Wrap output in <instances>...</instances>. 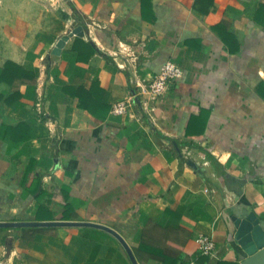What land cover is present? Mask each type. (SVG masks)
I'll return each instance as SVG.
<instances>
[{"label":"crops","instance_id":"obj_1","mask_svg":"<svg viewBox=\"0 0 264 264\" xmlns=\"http://www.w3.org/2000/svg\"><path fill=\"white\" fill-rule=\"evenodd\" d=\"M167 61L183 76L143 106ZM252 212L264 228V0H0V221L105 225L137 264H242ZM8 262L133 264L84 225L0 228Z\"/></svg>","mask_w":264,"mask_h":264},{"label":"water","instance_id":"obj_2","mask_svg":"<svg viewBox=\"0 0 264 264\" xmlns=\"http://www.w3.org/2000/svg\"><path fill=\"white\" fill-rule=\"evenodd\" d=\"M75 30L71 35H77ZM81 35L84 32L81 31ZM235 240L242 248L247 258L242 264H264V228L260 224L255 213H250L243 219H235ZM92 226L103 229L115 236L128 252L133 264H137L132 250L124 240V238L116 230L105 225L91 222H75V221H0V228H42V227H59V226Z\"/></svg>","mask_w":264,"mask_h":264},{"label":"built area","instance_id":"obj_3","mask_svg":"<svg viewBox=\"0 0 264 264\" xmlns=\"http://www.w3.org/2000/svg\"><path fill=\"white\" fill-rule=\"evenodd\" d=\"M183 76L182 68L173 61L164 63L160 71L151 78L149 83L139 82L137 88V97L141 98V104L145 106L146 101L154 100L165 94L174 80H178ZM134 94V96L136 97ZM134 105V99L129 98L113 105L111 112L114 114H124ZM198 249L201 255L210 256L214 254L215 244L211 237L200 235L196 239ZM186 264H199L197 259H190Z\"/></svg>","mask_w":264,"mask_h":264},{"label":"trees","instance_id":"obj_4","mask_svg":"<svg viewBox=\"0 0 264 264\" xmlns=\"http://www.w3.org/2000/svg\"><path fill=\"white\" fill-rule=\"evenodd\" d=\"M73 5V4H72ZM73 8L74 10L77 12V9L76 7L73 5ZM222 26L221 25H217L215 27H213L214 30L216 31H219L221 33V30H219V28H221ZM221 35V38L225 41V43L227 44L228 48L230 51H234V48L232 49L231 47V43H230V40H229V34L226 35V34H220ZM68 209H71L70 206H68ZM25 230V228H23Z\"/></svg>","mask_w":264,"mask_h":264},{"label":"rangeland","instance_id":"obj_5","mask_svg":"<svg viewBox=\"0 0 264 264\" xmlns=\"http://www.w3.org/2000/svg\"><path fill=\"white\" fill-rule=\"evenodd\" d=\"M26 180H24L23 182H22V184H19V187L20 186H25V184H26ZM23 213H14V214H11L10 215V217H12V218H15V216H19L20 218H22L24 215H22ZM0 264H2V263H0ZM8 264H11V262H8Z\"/></svg>","mask_w":264,"mask_h":264}]
</instances>
